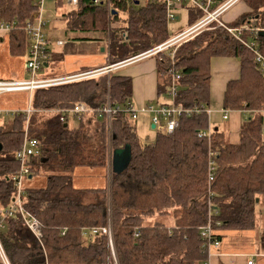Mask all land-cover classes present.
Here are the masks:
<instances>
[{
	"label": "trees",
	"instance_id": "obj_1",
	"mask_svg": "<svg viewBox=\"0 0 264 264\" xmlns=\"http://www.w3.org/2000/svg\"><path fill=\"white\" fill-rule=\"evenodd\" d=\"M242 1L248 12L229 22L220 18L228 26L246 21L258 29L256 41L264 53V0ZM109 7L110 11L105 1L94 5L92 0H78L76 7L62 14L67 31L78 36L103 33L109 64L170 38L164 0H110ZM186 7L190 25L203 16L194 6ZM36 8V0H0V21L21 27L32 19ZM18 26L7 34L12 54L27 51L28 39ZM52 50L49 47L44 69H51L62 57ZM217 56L234 57L240 64L238 77L226 83L222 108L253 111L241 123L238 143H230L215 126H211L210 143L198 137L199 131L208 128L204 110L179 117L171 133H156L148 143L139 141L133 120L125 112L110 116L109 132L102 111L107 99L111 106L131 100V79L115 69L36 89L30 96L33 111L28 116L23 107L0 123V210L13 197L11 176L19 166L15 152L22 145L25 128L40 147V153L28 162L23 207L40 222L41 238H36L18 214L6 217L0 241L11 264H110L106 235H82L83 229L102 227L108 221L117 264H203L207 253L199 227L208 217L220 242L226 237L221 230L255 229L257 206L260 201L264 204V120L260 114L264 74L253 52L211 22L175 49L173 64L170 56L155 57L158 94L166 93L168 69L174 66L181 73L177 103L184 108L207 107L210 60ZM78 102L92 111L60 121L57 110ZM110 145L112 149L127 145L130 150L127 167L111 174L110 191L105 186L76 187V170L93 172L95 177L106 173ZM210 149L216 154L212 156L213 178L208 182ZM38 172L40 182L35 178ZM154 215L160 219L148 222ZM166 215L172 217L170 226L164 222Z\"/></svg>",
	"mask_w": 264,
	"mask_h": 264
},
{
	"label": "built area",
	"instance_id": "obj_2",
	"mask_svg": "<svg viewBox=\"0 0 264 264\" xmlns=\"http://www.w3.org/2000/svg\"><path fill=\"white\" fill-rule=\"evenodd\" d=\"M43 1L44 0H36L37 8L32 12V19L27 20L21 27L16 25V23L13 21H0V32H9L13 29L14 26H18L23 30L28 39L25 69L27 70V73L30 77H28L27 79H0V95L10 92H28V104L24 109H22V111L27 116L33 111L31 107L30 96L31 93L36 89L97 77L103 73H108L112 69L127 65L139 59L147 58L149 56L159 58L161 56L167 55L170 56L173 64L175 49L189 36L199 32L206 26H209L211 22H216L218 26L226 29V31L235 39L236 42H238L242 46H245L251 52H253L258 69L261 73L264 74V53L259 49L256 41L258 29L250 27L246 21L241 22V24L237 27L228 26L220 18V16L237 0H164L166 5V16L169 20L175 18V15L172 12L174 6L180 5L182 3L194 6L195 8L199 9L203 13V16L199 20H197V22L191 27L176 33L165 41L143 52H140L139 54L128 57L114 64H108L99 68L79 70L61 76H41V70L44 69L43 65L49 60L50 57V52L48 51L50 47L49 40L46 38L43 31V27L45 24V20L41 14ZM104 1L107 3L108 11H110V0H92L94 5L101 4ZM64 2L73 8L78 5V0H64ZM246 32H249V35L252 36H250L249 38H245L244 34ZM63 43L64 42L61 40L56 41L57 45H61ZM168 70L170 75V82L166 86V94L168 97L167 102H162L156 104L155 106L150 105L139 109L136 108L131 100L127 101L124 105L111 106L109 100L107 99V102L102 109L106 117L110 119V116L115 112H125L129 115L130 119L134 121L137 118L139 111L152 112L151 123L157 130V133H171L177 127L179 117L183 115L191 116L201 110H204L209 117L212 110L208 106L206 107L204 105H201L194 106L192 108H184L182 105L177 103L176 99L179 97L181 90L180 69L172 66ZM17 111L18 109H0V123L3 122L7 117H11ZM91 111L92 109L88 108L83 102H78L70 108H62L57 110V112L60 113L59 119L63 122L68 120V116ZM221 111L222 118L227 119L229 110L222 109ZM245 111L248 116L253 113L252 110ZM260 114L264 120V109L260 110ZM211 129L212 127L209 125L206 130L199 131L198 137H204L208 140V143H210ZM39 153V141L35 138L29 137L27 134V129L25 128L22 145L15 152V158L19 166L17 171L11 176L14 184V193L10 204L0 210V230L3 228V220L6 217L18 214L25 226L36 236V238H41L40 222L37 220V218L27 212L23 207V198L25 195L24 184L27 177L30 175V167L28 165V162L30 161V158L32 156ZM215 154L216 152L211 149L208 152V182L213 178V171L215 168L212 156H214ZM63 232L64 229L62 233ZM98 233L106 235L107 246L112 259L110 264H117L109 222H107L105 226L85 228L82 231L83 236ZM199 236L203 241V246L205 248V252L207 253V258L203 264H211L208 259L210 250H218L221 242L219 238H216V234L213 229L210 217H208L206 224L199 227ZM0 264H11L4 251L1 241ZM245 264H254V259L252 257L247 258Z\"/></svg>",
	"mask_w": 264,
	"mask_h": 264
},
{
	"label": "crops",
	"instance_id": "obj_3",
	"mask_svg": "<svg viewBox=\"0 0 264 264\" xmlns=\"http://www.w3.org/2000/svg\"><path fill=\"white\" fill-rule=\"evenodd\" d=\"M63 3L68 5L65 2ZM186 6H188V4L182 3L176 7ZM248 11L249 8L243 1L237 0L222 14V17L224 21L229 22ZM63 13L64 12H61L60 9L57 12V15H61L63 20L62 26L59 29L63 35L58 36L55 27H53L49 32L47 31V33H45L46 31L44 32L46 38L49 40L50 48L59 52L62 57L58 59L56 64H53L51 69H42L40 75L61 76L82 69L99 68L108 65V53L106 43L103 40V33L100 32L98 34L97 32H87L84 34L81 33L79 34L80 36H78L76 35V32L67 31L64 17H62ZM175 18H177V15H175ZM196 22L197 21L193 24ZM193 24L186 27V29L191 27ZM7 34L8 32H0V61L3 60L13 63L18 60L17 58L21 59L22 57H15L18 54H12L10 52ZM81 37H85L86 39H81ZM57 40H61L64 43L57 45ZM101 48L104 49L102 50ZM115 70L118 74L127 76L131 79V101L134 103L136 108L141 109L153 105L154 103H162L160 102V99L167 97L166 93L161 95L158 94V72L154 56L133 61L127 65L115 68ZM239 70L240 64L234 57L217 56L211 58L210 60V100L208 107L212 110V112L208 117V126L217 127L223 132L224 136L230 143L239 142L241 123L243 119L248 116L245 110H229L228 118H222V99L226 83L237 78ZM0 73L7 74V72L3 70H0ZM19 73L20 72L14 74ZM167 98L164 102L168 101ZM1 102L2 101H0V109L2 110L23 108L19 103L3 106L5 103ZM142 112H144L143 114L148 113V111H139L138 116ZM94 177L95 174L93 172L90 173L84 169H79L74 172L73 182L76 187L80 188L105 186L108 189L111 180L108 167L106 168V173H102V175ZM260 205H263L262 201H260V204L257 206L255 229L259 228L261 232L264 228V216L261 214L262 211ZM158 219H160V217L154 215L147 221L153 222ZM172 222L173 220L171 217V222L165 223L170 226L172 225ZM219 233L224 234L226 236L225 239L232 236H238L240 237L241 242L239 244V248L235 249V247L228 243L224 244L221 238L219 249L210 250L208 259L211 264H245L246 259L249 257L254 259V264L256 263L255 258H259L257 261L258 264H264V244H261V246L258 245V238L255 239L257 234L253 230H221Z\"/></svg>",
	"mask_w": 264,
	"mask_h": 264
},
{
	"label": "rangeland",
	"instance_id": "obj_4",
	"mask_svg": "<svg viewBox=\"0 0 264 264\" xmlns=\"http://www.w3.org/2000/svg\"><path fill=\"white\" fill-rule=\"evenodd\" d=\"M187 7H175L172 9V12L174 15H177V18L168 20V32L170 34V37L173 36L175 33H178L180 31H183L186 29V27L190 26V23L188 22V16H187ZM66 12L72 9L69 5H65L64 3L61 4L57 3V1L53 0H44L42 4V16L44 20L46 21V24L43 27V31L47 33L50 30H52L53 27H55V30H57V35L61 36L63 35L62 32L59 30L62 26L63 20L61 18V15L58 16L57 12L59 11ZM100 33L99 31H92ZM94 35V34H93ZM192 36V35H191ZM15 57H22L21 59L17 58L18 60L14 61L13 63H9V61H0V70L6 71L7 74L0 73V79H27L29 74L27 73V70L25 69V62L27 58V53L24 52L23 54H18ZM20 72L19 74H14ZM167 98V97H166ZM166 98L163 97L160 99V102L166 101ZM168 100V98H167ZM0 101L1 103H5L3 106L9 105V104H16L19 103L22 107H26L28 104V98L27 93L25 92H10V93H3L0 95ZM154 106L156 103L153 104ZM142 112L138 118H136L133 121V124L135 126L136 134L141 143H148L150 141H153L155 139L157 130L153 127H151V116L152 112H148L143 114ZM74 123V122H73ZM107 127L109 132H111V123L110 119L107 118ZM111 148V145L109 146V149ZM43 170H40L39 172L42 173ZM37 173L38 177L35 176V178L40 182V173ZM36 182V181H35ZM34 182V184H35ZM262 215L264 216V204L260 205ZM257 212V211H256ZM166 223L171 222V217L168 215L165 218ZM109 222V221H108ZM110 223V222H109ZM257 235L255 236V239L258 238V245L261 246V233L263 230H259V228L253 230ZM228 239V240H227ZM223 239V243H228L231 246L235 247V249L239 248L240 244V237L238 236H232L230 238ZM227 240V241H226ZM256 263L259 258H255ZM112 261V259H111Z\"/></svg>",
	"mask_w": 264,
	"mask_h": 264
},
{
	"label": "water",
	"instance_id": "obj_5",
	"mask_svg": "<svg viewBox=\"0 0 264 264\" xmlns=\"http://www.w3.org/2000/svg\"><path fill=\"white\" fill-rule=\"evenodd\" d=\"M262 33L264 34V30L262 31ZM101 49L103 50L104 48ZM151 127L152 128L154 127L153 124H151ZM1 150H2V144L0 143V151ZM129 159H130L129 146L125 145L123 148L109 149L108 168L110 172V179L112 173H120L127 167L129 163ZM108 190L110 191V184Z\"/></svg>",
	"mask_w": 264,
	"mask_h": 264
}]
</instances>
